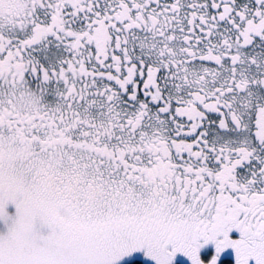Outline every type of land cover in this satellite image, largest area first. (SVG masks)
I'll list each match as a JSON object with an SVG mask.
<instances>
[{
	"label": "snow or ice",
	"instance_id": "6c2138e0",
	"mask_svg": "<svg viewBox=\"0 0 264 264\" xmlns=\"http://www.w3.org/2000/svg\"><path fill=\"white\" fill-rule=\"evenodd\" d=\"M229 249L264 264V0H0V264Z\"/></svg>",
	"mask_w": 264,
	"mask_h": 264
},
{
	"label": "flooded vegetation",
	"instance_id": "af4514ba",
	"mask_svg": "<svg viewBox=\"0 0 264 264\" xmlns=\"http://www.w3.org/2000/svg\"><path fill=\"white\" fill-rule=\"evenodd\" d=\"M227 258V259H229L230 261H231V259H232V252H231V250L229 249V250H226L223 254H222V259L221 260H223L224 258Z\"/></svg>",
	"mask_w": 264,
	"mask_h": 264
},
{
	"label": "trees",
	"instance_id": "16d2710c",
	"mask_svg": "<svg viewBox=\"0 0 264 264\" xmlns=\"http://www.w3.org/2000/svg\"><path fill=\"white\" fill-rule=\"evenodd\" d=\"M226 260H229V259L224 258V259L222 260V264H224V262H226Z\"/></svg>",
	"mask_w": 264,
	"mask_h": 264
},
{
	"label": "rangeland",
	"instance_id": "374dc122",
	"mask_svg": "<svg viewBox=\"0 0 264 264\" xmlns=\"http://www.w3.org/2000/svg\"><path fill=\"white\" fill-rule=\"evenodd\" d=\"M137 256H139V254H137ZM224 258V257H223ZM221 259H222V257H221ZM222 261V260H221ZM226 261H230V260H226ZM145 264H148V262H145ZM185 264H186V262H185Z\"/></svg>",
	"mask_w": 264,
	"mask_h": 264
}]
</instances>
